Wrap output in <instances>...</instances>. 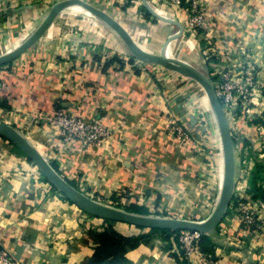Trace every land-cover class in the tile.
Returning a JSON list of instances; mask_svg holds the SVG:
<instances>
[{"label":"crops","instance_id":"1","mask_svg":"<svg viewBox=\"0 0 264 264\" xmlns=\"http://www.w3.org/2000/svg\"><path fill=\"white\" fill-rule=\"evenodd\" d=\"M60 1L0 0V49H5L0 55L26 39ZM82 1L109 14L155 53L178 31L148 16L141 0ZM198 5L205 15L198 35L184 31V7L167 11L183 25V34L169 48L209 75L213 57L206 59L212 52L203 53L205 47L218 52L232 72L243 62L240 48L247 50L244 66L254 67L255 95L251 115L242 114L231 133L236 163L242 167L246 161L251 172L264 152V135L257 131L264 125V0H198ZM59 104L74 107L86 121L98 117L110 137L100 146L60 142L45 120ZM200 109H191L187 77L132 57L107 25L76 6L60 12L25 53L0 66V122L18 129L77 189L122 209L135 204L150 215L195 221L210 215L222 168L214 173L205 156L182 145L167 127L172 119L188 125L205 110ZM190 126L195 134L201 130ZM217 134L214 123L211 135ZM247 178L235 181L225 216L206 234L212 252L200 246L185 256L157 237L128 249V264H264V207L251 198ZM242 201L257 211L252 228L239 220ZM104 225L40 180L31 161L0 137V247L22 264H85ZM113 227L127 237L151 230L120 222Z\"/></svg>","mask_w":264,"mask_h":264},{"label":"water","instance_id":"2","mask_svg":"<svg viewBox=\"0 0 264 264\" xmlns=\"http://www.w3.org/2000/svg\"><path fill=\"white\" fill-rule=\"evenodd\" d=\"M146 10L156 19L175 25L178 28L164 41L159 53L142 48L125 28L113 17L97 7L82 0H64L56 3L40 21L36 28L20 44L10 51L0 55V66L6 65L31 47L50 27L57 15L72 6H79L88 14L107 25L121 40L132 57L147 64L159 65L167 70L176 72L195 80L205 91L207 100L214 114L223 154L222 183L216 204L210 215L203 221L181 219L174 217H161L150 214H138L126 209L108 205L89 197L63 178L42 154L28 141V139L15 127L0 122V137L17 147L31 163L35 164L45 179L53 188L68 201L77 206L84 213L103 220L120 222L143 229H160L169 231H197L209 234L220 224L232 200L235 188L236 160L234 144L227 115L216 94L213 80L199 66L187 60L169 56L168 49L171 42L183 34V25L172 18L156 12L147 0H141Z\"/></svg>","mask_w":264,"mask_h":264},{"label":"built area","instance_id":"3","mask_svg":"<svg viewBox=\"0 0 264 264\" xmlns=\"http://www.w3.org/2000/svg\"><path fill=\"white\" fill-rule=\"evenodd\" d=\"M147 1L156 12H162L165 14L163 16L166 17H168V10L184 7L188 14L184 21V31L189 34L195 33L198 35L202 29L205 15L199 9L198 0H156L155 3H152L151 0ZM204 50L203 53L205 54L210 51L212 52L211 54L205 55L207 60H210L211 56L213 57V61L210 62L213 68L210 77L213 80L216 94L227 115L231 129V126L237 123L242 114L251 115V105L255 95V85L253 82L254 67L244 66V59L248 56V52L244 48H240V52L244 58L243 62L238 66V72H232L229 66L223 65L219 61V53L214 51L212 47H205ZM45 120L56 130L62 143L77 141L83 146H100L110 137V129L105 127L99 121L98 117L86 121L74 112V107H65L59 104L55 111L48 115ZM167 127L169 133L182 145L189 146L195 153L197 150H200L199 145L201 143L197 140V136L189 124L186 125L180 123L178 120L172 119ZM198 127L201 131L203 130L202 127ZM257 131L260 134V138L263 137L264 125H258ZM261 143L262 148H264V140ZM259 158H264L263 151L259 154ZM242 164V175L247 176L251 167L246 161H243ZM112 206L115 205L112 204ZM238 212L240 213L239 220L244 225L251 228L256 225L257 211L254 207L249 206L248 202H240ZM179 235V250L185 256L200 251V241L203 234L197 231H179ZM0 264L22 263L9 253V251L0 247Z\"/></svg>","mask_w":264,"mask_h":264},{"label":"trees","instance_id":"4","mask_svg":"<svg viewBox=\"0 0 264 264\" xmlns=\"http://www.w3.org/2000/svg\"><path fill=\"white\" fill-rule=\"evenodd\" d=\"M148 14L150 13L148 12ZM53 168L56 170V167L53 166ZM248 183L249 191L252 194L251 198L261 201L264 207V163H255L249 174ZM124 208L138 214H149L146 208L135 204H130ZM103 221L106 225L95 237V252L85 264H128L125 257L127 250L133 249L139 244L152 239L150 233H142L137 236L129 237L124 236L113 227L115 222L108 220ZM149 232H159L163 240L167 242L169 248L172 245L177 251L182 253L179 250L178 239L175 238V234L179 231L151 229ZM200 246L206 253H210L214 249V245L210 238L204 234L201 236Z\"/></svg>","mask_w":264,"mask_h":264},{"label":"rangeland","instance_id":"5","mask_svg":"<svg viewBox=\"0 0 264 264\" xmlns=\"http://www.w3.org/2000/svg\"><path fill=\"white\" fill-rule=\"evenodd\" d=\"M147 15L150 16V17H153L152 15L148 14V12H147ZM19 42L21 43V41H18L17 45L20 44ZM13 48H15V47H13ZM13 48H11V49H13ZM4 50L5 49H0V52L4 51ZM195 51H196V49H195ZM198 52H200V51H198ZM174 57H177V56L174 54ZM187 93L189 95V99L191 100V109H193V110L196 109L197 112L199 110H201L200 108L205 109V110H203V112H201L202 114L200 116H198V115H197V117L194 116L195 117L194 120H192V122H189V125H193V126L197 125V126H200V127L203 128L202 131L199 130V132L197 131L198 134H195V135H197V140L201 143L199 145L200 150L199 151L197 150L196 153L205 156L206 161L210 162V165H209L210 168L213 167L212 170H214L213 171L214 173L216 171V169H214V168H219L218 166H220L222 168V171H223V154H222V149H221V140H220V136H219V131H218V134L216 136H212L211 135V125L216 123V120H215L214 114L212 112V109L210 107V104H209V102L207 100V96L205 94V91L203 90V88L195 80L187 77ZM202 97H203V99L206 102L205 104L203 103ZM213 121H214V123H213ZM216 126H217V123H216ZM15 149L18 150V152L23 157L28 159L17 147H15ZM255 161L256 160H254V162ZM256 162H259V163L263 164L264 163V158H259ZM32 166L38 171L40 180L43 179L45 182H47V180L45 179L43 174L39 171L37 166L35 164H33V163H32ZM241 170H242L241 165L239 166V163H236L237 176L235 178V181H237V183H241L243 179L246 180V178H247L246 175H242V171ZM248 178H249V176H248ZM53 189L58 195H60L61 197H63L64 199L67 200V198L62 196L56 190V188H53ZM140 229H142V228H140ZM149 233L152 235V239L153 238H157V237H161L159 232H157V233L156 232H149ZM153 235H154V237H153ZM179 237H180V235H179V232H178L177 234H175V238L178 239V242H179Z\"/></svg>","mask_w":264,"mask_h":264},{"label":"bare ground","instance_id":"6","mask_svg":"<svg viewBox=\"0 0 264 264\" xmlns=\"http://www.w3.org/2000/svg\"><path fill=\"white\" fill-rule=\"evenodd\" d=\"M77 7H79V6H77ZM80 9H81V7H80ZM82 11H84V9H81ZM85 13H86V11H84ZM161 14H163L162 12H160ZM170 54V55H169ZM168 55L169 56H174V48L173 47H170L169 49H168Z\"/></svg>","mask_w":264,"mask_h":264}]
</instances>
